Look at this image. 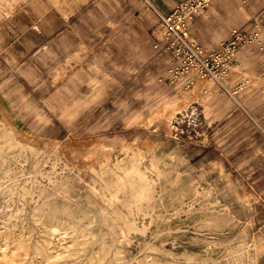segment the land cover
I'll return each mask as SVG.
<instances>
[{"label":"rangeland","instance_id":"obj_1","mask_svg":"<svg viewBox=\"0 0 264 264\" xmlns=\"http://www.w3.org/2000/svg\"><path fill=\"white\" fill-rule=\"evenodd\" d=\"M162 3L0 0V264H264V0L217 77Z\"/></svg>","mask_w":264,"mask_h":264},{"label":"built area","instance_id":"obj_2","mask_svg":"<svg viewBox=\"0 0 264 264\" xmlns=\"http://www.w3.org/2000/svg\"><path fill=\"white\" fill-rule=\"evenodd\" d=\"M215 0H182L177 3L168 14L161 15L162 25L167 37L176 43L177 53L189 51L195 58L194 68L203 75L212 74L217 77L227 70L229 62L235 55L238 40L241 36L234 32L232 37L223 42L217 49L204 52L202 49L190 43L187 34L184 33L188 19L192 18L201 9L209 6Z\"/></svg>","mask_w":264,"mask_h":264},{"label":"crops","instance_id":"obj_3","mask_svg":"<svg viewBox=\"0 0 264 264\" xmlns=\"http://www.w3.org/2000/svg\"><path fill=\"white\" fill-rule=\"evenodd\" d=\"M179 1L181 0H162L163 3L160 7L164 12L170 11L173 8V4ZM226 4L227 0H216L209 7V10L207 11L208 16L211 17L215 22V17L220 11H222ZM209 17L202 16L198 17L197 19H192L190 20V23H188V27L191 38L194 41L202 44L207 50L212 51L217 49L223 42H225L227 37L224 31L220 34H217V30L215 32L206 30L207 22H209L210 26L214 25V22L211 21Z\"/></svg>","mask_w":264,"mask_h":264},{"label":"bare ground","instance_id":"obj_4","mask_svg":"<svg viewBox=\"0 0 264 264\" xmlns=\"http://www.w3.org/2000/svg\"><path fill=\"white\" fill-rule=\"evenodd\" d=\"M140 172H141V171H140ZM141 196H144V195L142 194ZM44 213H45V212H44ZM40 219H41V218H40ZM40 219H39V220H40ZM58 227H60V225H58V224L56 225V224H55V225H52V226L49 227V228H52V229L56 230V229H58ZM47 228H48V227H47ZM49 230H50V229H49ZM52 231H53V230H52ZM52 231H51V232H52ZM25 242H26V241H25ZM3 250H4V249H3ZM18 251H19V250H18ZM21 251H22V248H21ZM16 253H17V251H16ZM73 253H74V252H73ZM13 254H14V252H13ZM8 259H9V258H8ZM99 260H100V259H99ZM116 260H117V259H116ZM11 261H12V260H11ZM91 261H92V260H91ZM100 262H101V261H100ZM103 264H104V263H103Z\"/></svg>","mask_w":264,"mask_h":264}]
</instances>
